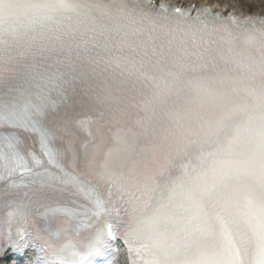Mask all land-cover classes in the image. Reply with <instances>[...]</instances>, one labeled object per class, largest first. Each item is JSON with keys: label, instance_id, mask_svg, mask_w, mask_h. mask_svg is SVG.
<instances>
[{"label": "snow or ice", "instance_id": "1", "mask_svg": "<svg viewBox=\"0 0 264 264\" xmlns=\"http://www.w3.org/2000/svg\"><path fill=\"white\" fill-rule=\"evenodd\" d=\"M174 13L0 0V264L37 216L64 221L50 264H96L78 234L96 223L126 243L119 264H264V16ZM113 35L120 77L101 76Z\"/></svg>", "mask_w": 264, "mask_h": 264}, {"label": "bare ground", "instance_id": "2", "mask_svg": "<svg viewBox=\"0 0 264 264\" xmlns=\"http://www.w3.org/2000/svg\"><path fill=\"white\" fill-rule=\"evenodd\" d=\"M187 1H194V2H219L222 6H235L240 10H247V11H264V0H187Z\"/></svg>", "mask_w": 264, "mask_h": 264}, {"label": "clouds", "instance_id": "3", "mask_svg": "<svg viewBox=\"0 0 264 264\" xmlns=\"http://www.w3.org/2000/svg\"><path fill=\"white\" fill-rule=\"evenodd\" d=\"M13 23H15V20H14V18L13 19H11V20H9V19H5V22H4V27H5V29H7L11 24H13Z\"/></svg>", "mask_w": 264, "mask_h": 264}]
</instances>
